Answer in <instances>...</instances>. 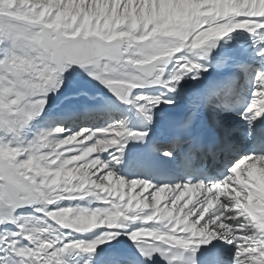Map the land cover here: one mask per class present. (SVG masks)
<instances>
[{"label":"snow or ice","instance_id":"1","mask_svg":"<svg viewBox=\"0 0 264 264\" xmlns=\"http://www.w3.org/2000/svg\"><path fill=\"white\" fill-rule=\"evenodd\" d=\"M237 29L264 32V0H0V225L16 224L0 234V245L16 264H67V253H95L125 228L148 261L159 255L166 264H196L200 246L219 239L234 245L233 264H264V154L242 156L216 182L153 185L119 176L102 155L113 147L122 153L146 131L117 121L24 135L73 65L150 124L157 106L174 104L167 93L190 73L206 72L200 60ZM257 85L241 113L250 124L264 115V74ZM151 86L165 91L134 93ZM191 119L173 126L186 130ZM88 197L103 206L59 204ZM27 206L42 215L17 211ZM93 230V239L78 238Z\"/></svg>","mask_w":264,"mask_h":264},{"label":"bare ground","instance_id":"2","mask_svg":"<svg viewBox=\"0 0 264 264\" xmlns=\"http://www.w3.org/2000/svg\"><path fill=\"white\" fill-rule=\"evenodd\" d=\"M238 31H247L243 29H237L234 30L231 33H228L224 37L219 38L217 41H215V47L211 48L209 54L200 60V63L207 66V71H200L199 74L195 79L192 78L193 74H189L185 76L177 86V89L175 92L167 93V96L174 100V104L168 105V104H161L157 106L153 110V121L152 123H147L143 116L137 111L134 105L119 102L115 99H109L105 98L101 93L102 87L104 88V85L101 81L95 79L94 77L90 76L86 71H82L81 77H75L76 67H71L72 69L69 72L63 73V83L61 84V88H59L55 92H49L48 95L53 97L54 99L48 100L46 104L45 110L49 107V105H62L63 110L57 111V109L54 106H51L50 112H45L47 115H41L39 118L35 117L32 121H35L34 123L30 121L27 129L25 130V137L28 139H31L36 133L43 129L48 128H54L47 126L44 123V127H41L42 125L37 124L38 120L44 117H47V119L51 121H58L60 120L62 124L60 126L64 127L65 129H68L70 131H76L80 128H101L106 127L108 125L114 124L115 122L119 121L121 122L126 128L130 130H147L151 133H153V139L154 141H157L158 138L165 137L167 134V131L165 129L164 121L167 120L166 115V107H177L179 110V113L182 114H189V113H196L198 109H202V111H208V112H217L219 109H222V115H218V117L215 119V123L222 127L224 131L229 134L230 136H233V132L239 133L240 130L245 129L246 127H250L253 125V121L251 124L247 119L241 116V114H235L233 111H229L227 109L229 102H238L244 103L246 101V98L244 97L243 92H238L236 88H230L229 84L230 82H233L234 80L226 79L225 76H223V73H225L230 68H233L236 70V80L242 77L241 73L246 70V67L241 63L240 59H236L234 57L228 56L226 54V50L229 47L228 39L229 37ZM260 30H257L258 33ZM189 56L194 55L193 53H188ZM78 70V68H77ZM213 72L217 74V77L214 79L208 78V72ZM247 71H250L249 68H247ZM79 73V72H78ZM67 77H70V79H65ZM257 81V79H254V83ZM247 84V82H246ZM66 91V92H64ZM68 91H71L73 93H78L75 96H64ZM165 91L160 86H151V87H145L140 89H135L134 93H148V94H156L158 92ZM62 92L61 94H59ZM56 94V95H55ZM62 95V96H61ZM199 99V105L197 107H193V101L195 99ZM56 100V102H55ZM50 103V104H49ZM55 105V106H57ZM98 105L99 108L96 109V114H101V118L96 121V123L91 124L90 123V116H83L81 117V114L78 115L77 113H72L70 110H73L74 108L81 107V111L83 112L84 109H95V108H89V106ZM60 108V107H59ZM109 109V110H108ZM103 110V112L101 111ZM47 111V110H46ZM58 112V116L56 119H54V116ZM64 112L65 115L63 117H59V113ZM109 113V115H106L105 113ZM111 112L116 113L111 114ZM44 113V112H42ZM41 113V114H42ZM46 120V119H45ZM75 120V121H74ZM47 121V120H46ZM72 121L74 122H81V125L77 126L76 128H68V126L64 125L65 123L70 124ZM100 121V122H99ZM45 122V121H44ZM36 124V125H35ZM91 124V125H90ZM40 126V127H39ZM56 127V126H55ZM36 128V130H35ZM128 142V141H127ZM231 143L233 144V141L231 140ZM159 145V144H158ZM166 146V145H165ZM235 148L232 151V155H227L226 161L229 160L230 165L234 164L238 159H240L242 156L246 154H242L239 150V147L236 149V146L233 145ZM159 150L161 148H158ZM232 150V149H231ZM163 151V152H162ZM160 150L162 152L161 159L164 161L165 164H174L176 161L180 160L182 155L184 154L183 148H177L174 150H168V148L164 150ZM165 153H169V155H165ZM237 153H240V156H237ZM103 158L106 160H110L113 164V170L121 177L131 180V179H142L147 180L149 182L150 179L144 175L140 174L134 177V173L136 172L135 168L133 167L134 161L130 158L129 154L126 152V145L123 148V152L120 153L117 151L116 147L110 148L107 152L103 153ZM117 156L119 158L118 162L115 160H112L113 156ZM237 159H233V157H236ZM154 185V184H153ZM168 195V194H163ZM59 204L61 206H75V207H88V208H96V207H102L103 205H100V202L96 201L94 198L88 197L84 199H62L59 201ZM163 204V200H162ZM37 209L40 207V205L35 206ZM20 213L25 214H31L34 217H40L42 214L39 211L33 212L32 206H27L21 209L17 210ZM148 223V222H146ZM142 222L139 221V225H141ZM133 226H135L133 224ZM3 230H15L16 224L15 223H5L2 226ZM127 228L121 229L120 234L115 236L111 240H107L104 243L97 246V249L95 253H83L80 251H72L65 255V260L67 264H114L113 259H119L122 260L123 257L117 255L113 251H103L102 246L107 244H118V243H124L126 241H131L129 236L126 234ZM78 238H82L85 240H91L94 238V236L99 235V232L97 230H93L91 233H85L77 234ZM215 245L217 246L218 253L215 255V257L212 259L213 263L216 264H233V259L229 258V255H231V250L234 251V245H229L223 240H213ZM0 258L1 255H0ZM0 264H5L2 259H0Z\"/></svg>","mask_w":264,"mask_h":264},{"label":"rangeland","instance_id":"3","mask_svg":"<svg viewBox=\"0 0 264 264\" xmlns=\"http://www.w3.org/2000/svg\"><path fill=\"white\" fill-rule=\"evenodd\" d=\"M72 68L70 67V68H68L66 71H65V73L66 72H69L70 70H71ZM84 69H82V68H78V70H77V68H76V72H75V77H81V73H82V71H83ZM79 72V73H78ZM63 76H64V74H62ZM65 79H70V77H67V78H65ZM104 86H105V84H103ZM61 88V87H60ZM102 93H103V87H102ZM64 92H66V91H64ZM62 92H60L59 94H61ZM78 93H73V92H71V91H68L66 94H64V96H75V95H77ZM104 94H105V92H104ZM56 95V94H55ZM62 96V95H61ZM52 99H54L53 97H51L50 95H48V100H52ZM55 102H56V100H55ZM50 104V103H49ZM55 105H57V104H55ZM55 105H49V107H51V106H54V109H55V107L57 108V109H55V110H57V111H61V110H63L64 108L62 107V105H57V106H55ZM47 108L46 110L44 109V113H42V114H40L37 118H39L41 115H47L45 112H50V110H51V108ZM60 107V108H59ZM45 108H46V105H45ZM63 108V109H62ZM109 110V109H108ZM77 111H80V109H77ZM57 114H58V112H57ZM48 116V115H47ZM47 121H49L48 119H47V117H44V118H42V120L41 119H37L38 120V122H37V124H39V123H41V124H39V125H42L41 127H44L43 125H44V121L46 122V120ZM33 123L35 122V121H32ZM91 123H93V122H91ZM36 125V124H35ZM78 125H81V124H79V123H74V125H73V127H76V126H78ZM72 126V125H71ZM40 127V126H39ZM35 130H36V128H35ZM232 251V250H231ZM233 256H234V251H232L231 252V258L233 259Z\"/></svg>","mask_w":264,"mask_h":264},{"label":"water","instance_id":"4","mask_svg":"<svg viewBox=\"0 0 264 264\" xmlns=\"http://www.w3.org/2000/svg\"><path fill=\"white\" fill-rule=\"evenodd\" d=\"M111 94V93H110Z\"/></svg>","mask_w":264,"mask_h":264}]
</instances>
